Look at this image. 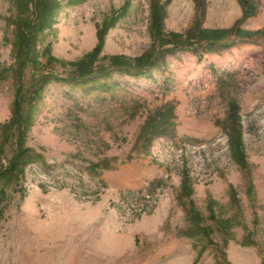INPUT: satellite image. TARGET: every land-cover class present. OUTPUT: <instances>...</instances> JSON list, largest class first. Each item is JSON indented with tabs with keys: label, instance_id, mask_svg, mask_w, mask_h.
Returning <instances> with one entry per match:
<instances>
[{
	"label": "rangeland",
	"instance_id": "374dc122",
	"mask_svg": "<svg viewBox=\"0 0 264 264\" xmlns=\"http://www.w3.org/2000/svg\"><path fill=\"white\" fill-rule=\"evenodd\" d=\"M250 2L244 18L239 0L202 13L195 0H0V159L18 150L19 87L39 153L0 212V264H264V0ZM237 25L255 35L220 53L37 91L41 75L135 63L172 32L234 38ZM168 109L172 133L145 139ZM198 215L206 237L191 235Z\"/></svg>",
	"mask_w": 264,
	"mask_h": 264
},
{
	"label": "trees",
	"instance_id": "16d2710c",
	"mask_svg": "<svg viewBox=\"0 0 264 264\" xmlns=\"http://www.w3.org/2000/svg\"><path fill=\"white\" fill-rule=\"evenodd\" d=\"M239 1L243 5L244 18L249 17L250 15L255 13V6L252 2H250V0ZM195 4L197 13L205 12L206 0H195ZM199 17L201 18L200 15ZM233 30L236 32V36L234 38L229 37L230 29H216L215 31H212L205 28H196L190 31V34L187 37H181L179 33L172 32L167 37V44L169 45L159 47L149 54L135 58V63H130L128 61H122L118 58H114L107 66L100 65L96 68L90 65L91 67L89 71H83L74 75L69 74L65 77L55 76L54 74L41 75L38 79L37 91L42 87L44 83L50 82L52 80H56L58 82H68L72 84L75 82L86 80L85 78H89L92 74H95L96 76H108L112 72L118 71L134 76L147 75V72L151 68L160 67L162 64H164L166 62V56L170 52H175L177 50H188L193 52L194 54L199 55V57H202L205 53H220L222 50L234 45V43H236L237 41V38H249L255 35L254 33L252 34L251 31L241 29L239 25L234 27L232 31ZM47 52L48 49L45 50L46 56H48ZM91 58L93 59V57ZM20 88L22 87H19L17 91L13 109V121L18 124V150L15 151L13 155L6 161H4L2 158L0 159V212H2L4 206L8 201L9 191L19 190L21 180H23L25 177V168L27 163L33 160H37L39 156V153L37 151L24 144L26 131L29 127L28 120L31 116L29 111L26 113V116H24V114L22 113L24 107L23 102L26 99L25 97L27 94H24L25 91H21L22 89ZM37 91L33 92V94L30 95L31 100L34 99ZM171 111V109L165 110L161 113V116H159L158 120H156L157 118H153L151 119V121H149L148 125L151 126V129H149L150 131H147L149 133L145 132V139L149 140L155 135L158 136L162 134L172 133L175 128L172 127L170 121ZM228 131L231 135V147L234 149L236 155L238 156V160L240 161L239 163L243 164L244 156L241 145L238 142L240 134L234 127H229ZM90 169L95 171L96 166H91ZM154 182L152 184H154ZM198 217L199 218H196L192 222L193 227L191 228V235L194 236L195 233L198 234L200 233L199 231H201L204 232V236L206 237V226L202 224V217H200L199 215Z\"/></svg>",
	"mask_w": 264,
	"mask_h": 264
}]
</instances>
